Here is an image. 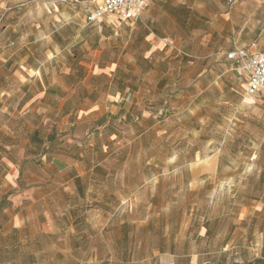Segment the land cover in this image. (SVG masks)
<instances>
[{"label": "rangeland", "instance_id": "rangeland-1", "mask_svg": "<svg viewBox=\"0 0 264 264\" xmlns=\"http://www.w3.org/2000/svg\"><path fill=\"white\" fill-rule=\"evenodd\" d=\"M94 1L0 0V83L72 85L32 105L38 117L23 127L40 129L42 143L22 172L93 178L88 212L74 216L73 264H264V91L244 97L229 72L211 83L209 70L225 72L226 63L213 61L217 50L191 49L196 14L264 50V0H151L166 13L160 38L189 50L193 66L171 51L148 56L138 39L153 28L143 16L85 25L80 5ZM165 1L201 11L180 14ZM189 69L204 71L201 83H178ZM161 77L166 83H156ZM116 83H135L134 96L119 99L120 110L94 111ZM80 110L89 114L78 118ZM84 130L86 146L68 142ZM59 154L69 168L54 166Z\"/></svg>", "mask_w": 264, "mask_h": 264}, {"label": "crops", "instance_id": "crops-1", "mask_svg": "<svg viewBox=\"0 0 264 264\" xmlns=\"http://www.w3.org/2000/svg\"><path fill=\"white\" fill-rule=\"evenodd\" d=\"M157 3L150 0L142 12L143 18L153 28V31L149 30L148 33L141 34L138 39L148 56L156 52L164 54L170 51L173 52L163 44V38L159 36L164 33L160 26V20L164 18L166 13L160 9L161 7ZM163 7L180 14H183L185 9L194 10L195 8L197 12L201 11L199 7L185 6L180 2L168 3L165 1ZM193 16L201 23L198 25L200 28L192 33L196 37V41L193 44L195 48L191 49L200 56H210L213 51L217 50L218 52L216 51L217 53L213 54L215 55L213 61L222 59L227 66L225 72L218 73V70H220L218 64H216L217 68L209 70L212 76L211 83H222L221 77L224 73L229 72L239 83L243 94L245 89L244 80L233 72L230 62L223 55L230 51L246 48L253 41H257V49L264 54L258 40L253 39L247 44H239L237 40L231 41L228 36H224L222 31H219V27H216L217 22L208 24L200 16H196V14H193ZM176 18L178 16H175L173 22H176ZM104 21L116 22L119 25L123 23L133 24L130 21L119 23L114 16H105L96 22L87 23L83 16L85 25L100 24ZM186 22L187 20L184 21V24ZM209 32L214 37H223V45L218 48L216 43L209 44L210 38L209 35H206ZM168 40L181 47L173 40ZM187 52L191 54L189 50ZM175 55L183 60L187 66H190L176 53ZM21 69H24L23 66ZM179 69L181 67L177 63L175 67L177 77L180 75ZM34 72L38 74V71L35 70ZM203 74L204 71H195V69L182 71L178 83H201ZM163 78L161 77L156 83H166ZM141 83H152V81L149 77H143ZM53 84L0 83V120L5 121L0 125V264H73L72 225L77 220L74 216L80 212H88L89 185L93 183V178L91 176L83 177L79 174L23 175L22 172L23 164L31 160L33 149H40L42 143L40 129L23 127L25 118H33V115L34 118L38 117L36 107L32 105L43 98L47 89L53 88L55 90L53 86L62 88L64 93L66 91L71 92L72 89L70 83ZM81 84L87 87L89 83ZM107 89L110 91H106L102 103L96 106L94 111L100 108L110 109L112 112L117 109L120 110L121 107L117 106L118 100H128L131 94L134 96L136 84L116 83L115 87L109 86ZM126 91L127 93H125ZM66 100V98H63L62 104ZM88 114L89 112L86 113L80 110L78 118ZM67 131L70 133L71 129H67ZM55 132L49 134L47 143H51L56 134ZM83 132V139L69 140L68 142H73L78 146H86L85 137L88 131L84 130ZM47 149L48 147L45 148V151L41 150V152L47 153ZM52 160L57 168H69V161L65 155L59 154L53 157Z\"/></svg>", "mask_w": 264, "mask_h": 264}, {"label": "built area", "instance_id": "built-area-1", "mask_svg": "<svg viewBox=\"0 0 264 264\" xmlns=\"http://www.w3.org/2000/svg\"><path fill=\"white\" fill-rule=\"evenodd\" d=\"M150 0H95L82 2L80 7L87 23H93L105 16H114L119 23L137 22ZM55 3H67L68 0H51ZM146 27V26H145ZM147 28V27H146ZM163 44L192 66L195 57L170 40L163 38ZM233 72L244 80V97L253 98L264 90V54L257 49V41L248 47L225 53Z\"/></svg>", "mask_w": 264, "mask_h": 264}, {"label": "trees", "instance_id": "trees-1", "mask_svg": "<svg viewBox=\"0 0 264 264\" xmlns=\"http://www.w3.org/2000/svg\"><path fill=\"white\" fill-rule=\"evenodd\" d=\"M208 232V231H207Z\"/></svg>", "mask_w": 264, "mask_h": 264}]
</instances>
